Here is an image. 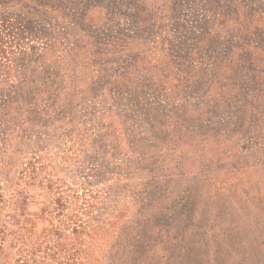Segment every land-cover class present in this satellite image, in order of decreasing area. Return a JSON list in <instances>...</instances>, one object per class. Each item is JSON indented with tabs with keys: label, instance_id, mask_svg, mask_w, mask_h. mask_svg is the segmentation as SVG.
I'll return each instance as SVG.
<instances>
[{
	"label": "rangeland",
	"instance_id": "obj_1",
	"mask_svg": "<svg viewBox=\"0 0 264 264\" xmlns=\"http://www.w3.org/2000/svg\"><path fill=\"white\" fill-rule=\"evenodd\" d=\"M0 264H264V0H0Z\"/></svg>",
	"mask_w": 264,
	"mask_h": 264
}]
</instances>
